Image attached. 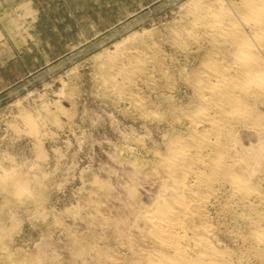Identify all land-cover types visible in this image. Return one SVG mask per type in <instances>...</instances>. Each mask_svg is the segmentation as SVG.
<instances>
[{
    "label": "rangeland",
    "instance_id": "obj_1",
    "mask_svg": "<svg viewBox=\"0 0 264 264\" xmlns=\"http://www.w3.org/2000/svg\"><path fill=\"white\" fill-rule=\"evenodd\" d=\"M194 1L0 0V264H114L141 243L140 214L164 190L156 156L198 106L210 42L190 12L237 2ZM250 103L264 119L263 98ZM232 133V158L264 146V132ZM258 159L247 198L221 183L206 200L210 240L233 264H264L250 236L264 231Z\"/></svg>",
    "mask_w": 264,
    "mask_h": 264
},
{
    "label": "bare ground",
    "instance_id": "obj_2",
    "mask_svg": "<svg viewBox=\"0 0 264 264\" xmlns=\"http://www.w3.org/2000/svg\"><path fill=\"white\" fill-rule=\"evenodd\" d=\"M190 14L194 26L210 42L209 53L203 58L194 85L198 106L190 116L187 115L192 128L185 137L170 138L164 152L157 154L155 176L161 182L159 187H163L164 194L161 191L162 195L153 200V205L150 208L146 206L149 209L140 214L143 226L141 243L127 251L130 254L128 259H116V263L112 262L114 264H233L210 240L211 229L206 221L205 205L214 186L221 183L228 184L243 198H247L252 189L246 180L250 176L249 173L247 176L248 167L256 164L258 158L262 157L259 164L264 161V155H261L264 146L261 145V157L257 154L258 148H254H257L254 150L257 158L254 157L252 147L250 150L253 155L249 156L244 149L246 153L237 154L235 158L227 153V141L236 127L249 129L256 134L264 132V119L258 116L250 103L261 98L264 100V0H237L235 7L229 9L223 4L219 7L208 5ZM187 36L191 37L190 34ZM122 71L128 84H132L130 71ZM211 136L214 138L211 139ZM235 147L231 148L236 150ZM242 173L246 174L245 177ZM131 214L138 216L136 213ZM131 214L127 215L131 218ZM132 219L131 222L134 221ZM123 221L121 224L126 223L128 226ZM250 236L264 256V231L252 224ZM76 250L79 252L80 247Z\"/></svg>",
    "mask_w": 264,
    "mask_h": 264
}]
</instances>
